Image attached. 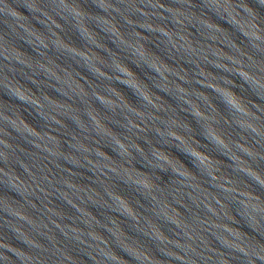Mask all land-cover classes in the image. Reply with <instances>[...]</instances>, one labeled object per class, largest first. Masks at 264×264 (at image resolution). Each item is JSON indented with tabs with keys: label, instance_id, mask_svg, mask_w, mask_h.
I'll return each instance as SVG.
<instances>
[{
	"label": "water",
	"instance_id": "water-1",
	"mask_svg": "<svg viewBox=\"0 0 264 264\" xmlns=\"http://www.w3.org/2000/svg\"><path fill=\"white\" fill-rule=\"evenodd\" d=\"M0 264H264V0H0Z\"/></svg>",
	"mask_w": 264,
	"mask_h": 264
}]
</instances>
